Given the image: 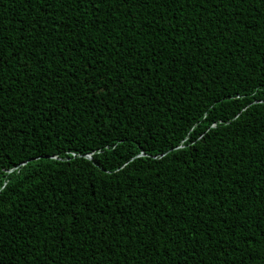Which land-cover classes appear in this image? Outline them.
I'll return each mask as SVG.
<instances>
[{
  "label": "trees",
  "instance_id": "obj_1",
  "mask_svg": "<svg viewBox=\"0 0 264 264\" xmlns=\"http://www.w3.org/2000/svg\"><path fill=\"white\" fill-rule=\"evenodd\" d=\"M114 2L0 0V264H264V0Z\"/></svg>",
  "mask_w": 264,
  "mask_h": 264
},
{
  "label": "snow or ice",
  "instance_id": "obj_2",
  "mask_svg": "<svg viewBox=\"0 0 264 264\" xmlns=\"http://www.w3.org/2000/svg\"><path fill=\"white\" fill-rule=\"evenodd\" d=\"M47 2V0H40L41 6H43L45 3ZM82 2V0H81ZM89 2V6L91 8H93L97 13L100 11L101 6L106 2V0H88ZM131 2V0H120V3L124 4V5H128ZM189 2H194V0H189ZM235 2V0H234ZM50 6V5H49ZM134 6L136 7H141V6H145L146 5H141L139 3H136ZM113 7H115V2L113 0ZM65 13L67 12V8L65 7L64 9ZM181 11H183V7H181ZM43 15L47 16L49 15V13L45 10L43 13ZM85 23H88L87 21ZM92 23H96L99 24L100 20L99 18H95L92 20ZM64 25H58L57 26V31H59V29L61 27H63ZM150 26V24H149ZM173 27L175 28L176 25H173ZM14 51L15 49L9 50L8 49V45L5 43V40L3 37H0V76H2V74L4 73V69L7 67V65L10 62V59L13 58L14 56ZM63 51V50H62ZM70 52L75 51V48L73 47L72 49L69 50ZM89 51L95 52V47L93 46L92 48L89 49ZM119 54V50H117V55ZM45 57L43 55L39 56V59L43 60ZM71 59V56L69 57H65L64 58V62L68 63L69 60ZM115 59V57H113V60ZM106 64H111L112 60H105ZM129 66L126 69H122L121 70V74L123 71H128V72H134V69L131 67V62L129 61ZM114 66V64H113ZM23 67L25 69H27L28 67V62L27 60L24 61ZM37 71H39V69H37ZM89 71H91L92 76H89ZM29 75L35 76V72L32 73H27ZM82 75L85 77L84 83L87 84L90 87H96L98 89V92H92V96H96L97 94H102L103 96H108L111 94L110 92V88L109 85L112 83V77L107 75V73H101L93 64V62L91 61H86L83 64V72ZM104 76V79L101 80V76ZM138 75V74H137ZM44 78H47V76L45 75ZM126 79V78H125ZM101 81L99 84L97 83V81ZM139 83V81H137ZM121 84H123V81H121ZM3 91V83H2V79H0V93H2ZM129 95H131L129 93ZM53 107H55V105H53ZM5 171H7L5 169ZM97 195V191L95 189V187H93V189L91 190V196H96ZM130 200V198H129ZM131 202V200H130ZM69 223L72 224L73 228L77 229L78 232V224L73 223L72 221H69ZM139 227H144L145 229L147 228V225H139ZM89 231H91V229H89Z\"/></svg>",
  "mask_w": 264,
  "mask_h": 264
},
{
  "label": "water",
  "instance_id": "obj_3",
  "mask_svg": "<svg viewBox=\"0 0 264 264\" xmlns=\"http://www.w3.org/2000/svg\"><path fill=\"white\" fill-rule=\"evenodd\" d=\"M87 159H89V157H86Z\"/></svg>",
  "mask_w": 264,
  "mask_h": 264
}]
</instances>
